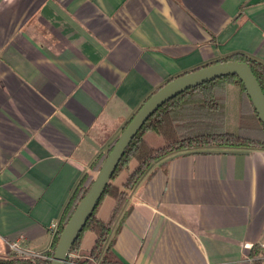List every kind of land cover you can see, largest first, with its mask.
<instances>
[{
  "label": "crops",
  "instance_id": "1",
  "mask_svg": "<svg viewBox=\"0 0 264 264\" xmlns=\"http://www.w3.org/2000/svg\"><path fill=\"white\" fill-rule=\"evenodd\" d=\"M235 53L264 64V0H0V253L6 241L49 251L73 189L144 102ZM129 200L120 264L264 253V150L177 155ZM94 243L85 232L83 250Z\"/></svg>",
  "mask_w": 264,
  "mask_h": 264
},
{
  "label": "trees",
  "instance_id": "2",
  "mask_svg": "<svg viewBox=\"0 0 264 264\" xmlns=\"http://www.w3.org/2000/svg\"><path fill=\"white\" fill-rule=\"evenodd\" d=\"M220 62L247 63L264 92L262 62L245 54L235 53L206 66ZM150 133L157 134L163 144L153 145L148 139ZM118 138L119 136L96 161L99 170ZM232 150H264V124L259 119L244 84L237 76H224L204 83L166 102L149 118L125 150L113 176V179H117L124 172L128 173L122 188L108 187L105 190L71 248L67 264H120L114 252V244L124 219L131 210V194L127 191L135 190L156 164L167 163L180 154L224 153ZM133 163L135 167L132 169ZM93 183L94 178L85 175L73 189L49 251L35 257H22L7 247L0 255V264H52L64 227ZM106 196L114 203L109 217L105 220L98 216V210ZM87 231L94 233L95 243L91 250L84 251L82 239ZM256 254L259 257L255 258L254 264H264V259L260 258L264 253Z\"/></svg>",
  "mask_w": 264,
  "mask_h": 264
},
{
  "label": "water",
  "instance_id": "3",
  "mask_svg": "<svg viewBox=\"0 0 264 264\" xmlns=\"http://www.w3.org/2000/svg\"><path fill=\"white\" fill-rule=\"evenodd\" d=\"M224 76H237L242 81L259 115V119L264 124V92L247 63L220 62L202 67L167 82L144 102L119 136L94 178L93 185L79 203L68 224L64 227L55 249L52 264H67L71 248L84 230L88 219L95 211L105 190L108 187H117L112 183L117 166L125 150L149 118L162 105L183 92Z\"/></svg>",
  "mask_w": 264,
  "mask_h": 264
},
{
  "label": "built area",
  "instance_id": "4",
  "mask_svg": "<svg viewBox=\"0 0 264 264\" xmlns=\"http://www.w3.org/2000/svg\"><path fill=\"white\" fill-rule=\"evenodd\" d=\"M127 193L130 195L131 193L129 191H127ZM59 225L57 223L52 224L51 229L53 230V232H56L58 230ZM6 245L8 246V248L10 250H12L13 252H15L18 256H22V257H35L40 255V253L31 251L30 249H28L27 247L22 246L19 241L16 242H10V241H6ZM260 258L264 259V254L262 256H260Z\"/></svg>",
  "mask_w": 264,
  "mask_h": 264
},
{
  "label": "rangeland",
  "instance_id": "5",
  "mask_svg": "<svg viewBox=\"0 0 264 264\" xmlns=\"http://www.w3.org/2000/svg\"><path fill=\"white\" fill-rule=\"evenodd\" d=\"M149 137H150L151 142H152L155 146H159V145L156 144V140H160V141H161V145L163 144L162 139H161L157 134H155V133H150ZM161 145H160V146H161ZM129 192L131 193V191H129ZM105 198H107L108 200H111L110 197H108V196H106ZM108 200H107L106 202H108ZM103 202H104V200H103ZM103 202H102V203H103ZM105 205H106V203H103V204L101 205L99 211H100V210L102 211V209H103V207H104ZM87 232H88V231H87ZM7 247H8V246H7ZM3 252H4V251H2V253H0V255H2Z\"/></svg>",
  "mask_w": 264,
  "mask_h": 264
}]
</instances>
